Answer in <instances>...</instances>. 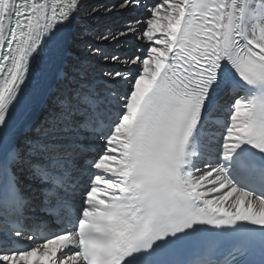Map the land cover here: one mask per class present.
<instances>
[{"label": "snow or ice", "instance_id": "obj_1", "mask_svg": "<svg viewBox=\"0 0 264 264\" xmlns=\"http://www.w3.org/2000/svg\"><path fill=\"white\" fill-rule=\"evenodd\" d=\"M140 7L98 38L135 36L143 55L94 48L113 65L102 82L82 64L56 74L68 88L53 127L91 134L77 163L58 141L23 152L13 127L68 54L81 0H0V214L12 217L0 264H175L193 238L201 252L185 264H239L257 244L264 264V0L120 3ZM24 168L43 216L27 215Z\"/></svg>", "mask_w": 264, "mask_h": 264}, {"label": "bare ground", "instance_id": "obj_2", "mask_svg": "<svg viewBox=\"0 0 264 264\" xmlns=\"http://www.w3.org/2000/svg\"><path fill=\"white\" fill-rule=\"evenodd\" d=\"M115 2L118 4L114 6ZM120 3L121 0H81L80 14L72 21L68 32V44L66 46L68 54L64 56L62 63L55 67L54 72L48 78L45 90L39 92L30 110L13 129L17 145L23 152L27 153L29 142L58 141L72 144L76 141L81 142L86 137H91L87 133H82L78 141L74 131L63 127H53L54 117L59 113L55 104V97L59 92L68 88V84L58 80L56 74L62 70L71 69L73 65L82 64L89 70V80L102 82L101 74L113 65L111 62H106L94 55L92 51L94 48H100L105 53L116 54L121 58L143 55L138 52L136 45H146L135 36H126L117 41L98 38L102 34H115L122 30L126 22L138 18L135 13L142 12L145 16L147 15L142 7L122 10ZM116 66L119 67V65ZM91 142L100 143L99 140L94 139ZM67 158L79 163V159L72 154H69ZM17 174L22 193L33 205V208L28 210L27 215L30 218L41 215L43 212L39 205V183L30 177L26 168L18 171ZM2 218L12 220L10 215L0 214V220Z\"/></svg>", "mask_w": 264, "mask_h": 264}, {"label": "rangeland", "instance_id": "obj_3", "mask_svg": "<svg viewBox=\"0 0 264 264\" xmlns=\"http://www.w3.org/2000/svg\"><path fill=\"white\" fill-rule=\"evenodd\" d=\"M144 2H146L147 4L151 5L152 3L155 2V0H144ZM118 3L115 2L114 6L117 5ZM109 5V4H108ZM136 14V17L138 18H143L145 15L141 12V13H135ZM134 16V15H133ZM146 46L142 45V44H137L136 45V49L138 50V52H140L141 54H143V51L141 49L144 50ZM75 143V142H74ZM65 145H68L70 146L71 144H66V142H64ZM73 144V143H72ZM80 162V160H79Z\"/></svg>", "mask_w": 264, "mask_h": 264}]
</instances>
